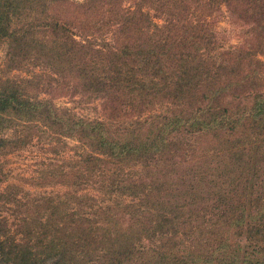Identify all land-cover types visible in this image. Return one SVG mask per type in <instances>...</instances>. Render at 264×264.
Wrapping results in <instances>:
<instances>
[{"label": "trees", "instance_id": "1", "mask_svg": "<svg viewBox=\"0 0 264 264\" xmlns=\"http://www.w3.org/2000/svg\"><path fill=\"white\" fill-rule=\"evenodd\" d=\"M224 8L248 38L222 52ZM2 44L0 153L81 151L39 178L64 191L0 194V264H264V0H0ZM79 97L101 117L55 103Z\"/></svg>", "mask_w": 264, "mask_h": 264}, {"label": "rangeland", "instance_id": "2", "mask_svg": "<svg viewBox=\"0 0 264 264\" xmlns=\"http://www.w3.org/2000/svg\"><path fill=\"white\" fill-rule=\"evenodd\" d=\"M131 5V4H129ZM65 11L67 8L64 9ZM62 15V14H61ZM216 31L218 33L221 49L233 48L243 43L248 38L246 32L248 27H243L241 24L235 22L232 15L227 8L223 9L222 15L216 19ZM162 23L161 21H158ZM8 48L6 44L0 45V68L3 67L6 52ZM43 69L31 66L30 73H24L23 76L29 77L35 73L41 72ZM21 74L17 72L16 75ZM63 82V79H60ZM44 98L48 96L42 95ZM58 107L76 108L75 112L83 118L96 119L101 117V103L100 101H86L85 98L69 99L58 98L55 100ZM82 103V105L80 104ZM246 104L244 101L243 105ZM165 107H160L158 112L164 110ZM14 131H5L3 138H12ZM212 135H200L194 138H186V142L190 147L197 152L198 148L203 145L206 148H211L210 143ZM63 142H57V139L46 132L42 136L36 137L33 142L23 150H13L10 153H0V194L5 191L7 187H16L18 192L16 200L25 203L29 198H35L39 196L51 197L56 193L62 192L65 189L60 187H52L51 185H40L41 174L46 173L55 167L56 165H62L64 162L69 161L70 158L77 157L79 149V143L69 139H62ZM215 146L221 147V141ZM192 158L191 156L188 157ZM199 159V158H198ZM197 158L194 159L195 162ZM44 181L43 183H45ZM93 192V189H91ZM131 198H127L129 202ZM16 203L5 204L0 203V219L6 220L11 235H15L17 240L22 238L21 232V219L24 217L21 214L22 209ZM24 210V209H23ZM245 239L243 243L245 244ZM157 241L147 243L148 246H155ZM58 257L50 259L41 264H58Z\"/></svg>", "mask_w": 264, "mask_h": 264}]
</instances>
